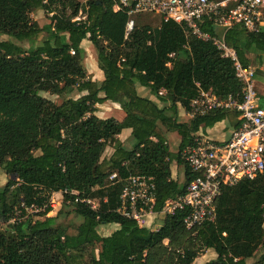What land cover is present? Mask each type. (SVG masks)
I'll list each match as a JSON object with an SVG mask.
<instances>
[{
	"label": "trees",
	"instance_id": "obj_1",
	"mask_svg": "<svg viewBox=\"0 0 264 264\" xmlns=\"http://www.w3.org/2000/svg\"><path fill=\"white\" fill-rule=\"evenodd\" d=\"M115 5V0L85 6L78 0H0V168L10 176L0 184V264H81L85 252L88 264H194L203 250L217 254L206 264H264V176L225 186L216 221L197 231L186 229L183 211L165 218L157 231L115 211L124 184L120 179L132 174L155 177L156 210L184 194L196 175L180 151L194 143L201 129L226 119L235 122L238 113L216 110L180 122L179 107L189 108L198 83L222 97L243 87L230 59L174 21L160 17L161 25L152 28L138 25V14L126 38L130 16L116 12ZM39 9L52 14L51 23L42 27L32 18ZM80 11L86 19L73 21ZM203 29L221 34L209 22ZM225 38L245 66L250 65L247 52L264 51V28L254 33L237 25ZM84 40L96 49L105 73L101 82L85 66ZM256 77L264 83V71ZM138 86L169 100L170 108L141 96ZM106 101L121 103L125 118L100 117L99 105ZM128 128L131 148L119 139ZM167 132L181 137L176 154ZM108 146L115 151L104 158ZM174 161L185 165L183 183L173 176ZM113 173L118 182L110 180ZM66 189L79 192L78 202L70 194L64 201L80 224L60 222L62 211L47 216L51 207L39 219L30 215L11 222L23 202L42 205L51 192ZM84 199L98 200V209ZM109 225L116 227L101 234L99 228Z\"/></svg>",
	"mask_w": 264,
	"mask_h": 264
},
{
	"label": "built area",
	"instance_id": "obj_2",
	"mask_svg": "<svg viewBox=\"0 0 264 264\" xmlns=\"http://www.w3.org/2000/svg\"><path fill=\"white\" fill-rule=\"evenodd\" d=\"M85 6L92 0H78ZM114 10H124L130 16L126 25V38L136 27L135 15L150 13L159 15L163 21H174L183 25L186 31L203 41H211L223 58L233 62L236 77L242 83V91L238 94L219 96L212 89L206 90L198 83L199 91L194 97L186 115L189 120L203 117L216 110L235 111L240 126L234 128L230 138L217 141L209 138L203 132L196 134L194 143L180 151L181 160L188 165L196 178L189 184L187 191L176 198L168 199L160 210H156L158 189L154 176L132 174L120 179L118 173H113L110 180L123 181V189L115 211L122 217L135 220L141 227L153 231L154 220L185 213L183 223L187 230L197 229L207 222L217 219L218 200L225 186H235L243 180H255L264 176V106L260 104V92L257 86L256 70L245 66L237 51L228 45L225 34L237 25H242L247 31L258 33L264 28V0H115ZM83 11L73 21L85 20ZM211 23L219 30L220 35H212L203 29L205 23ZM74 53V51H73ZM175 57V53L170 54ZM171 67L172 63L168 62ZM75 195L76 190H61L51 192L42 205L26 203L16 209L11 222L28 218L32 213H43L49 207H56L55 198ZM92 209H98L94 200L84 199ZM23 209L25 216L22 215ZM149 217H153L151 225ZM168 244V241H166Z\"/></svg>",
	"mask_w": 264,
	"mask_h": 264
},
{
	"label": "rangeland",
	"instance_id": "obj_3",
	"mask_svg": "<svg viewBox=\"0 0 264 264\" xmlns=\"http://www.w3.org/2000/svg\"><path fill=\"white\" fill-rule=\"evenodd\" d=\"M217 1H221V0H217ZM31 16L42 27L51 23V21H52V18H51L52 14H48L47 12H45L42 9L34 11ZM136 16L137 15L134 16L135 21H136ZM137 22H138V25H150L152 28H157L161 25L160 16L159 17L157 15L153 16L150 13H144L141 16L137 17ZM218 32H219V30H218ZM45 36H46V33L40 37V39L38 40V43H40ZM2 38L7 39V37H2ZM25 45L28 46L29 43H26ZM89 45H91V42L90 43L86 42V47ZM85 51H86V49H85ZM87 56H88V53L86 51V57ZM89 56H91L90 53H89ZM86 57H85V59H86ZM93 58L95 59L96 56ZM84 63H85V60H84ZM89 64L90 63L86 62L85 66H87L89 68V66H90ZM88 68H87V70H88ZM45 96L51 97L52 99H54L58 103L61 102V99L58 98L57 96H51L48 93L45 94ZM74 96L78 97L79 95H77L75 93ZM100 112L98 113V115L105 116V117H107V116L112 117V115H114L113 114V108L110 107L109 105H101L100 106ZM106 112L108 114H105ZM186 120H187V118H185L182 115H179V121L180 122H185ZM227 122L229 123V121H227ZM166 136H167V142L170 146L171 151L175 154L178 153L179 145H180V141H181L178 133L177 132H167ZM125 144L129 148L132 147L131 142H128ZM172 166H173L172 167L173 168V170H172L173 176L177 179V181H179V183H183L185 181V170H186L185 165H180L177 163V161H174ZM9 178H10V176L5 174L2 171V169L0 168V184L5 185L8 182ZM55 200H56L55 201L56 207L53 209V211L48 216H56L59 212L62 211V214L60 215V218H59L60 222L65 223V224L72 223L75 225H78L82 222V219L80 217L76 216L72 212L73 206L70 205L69 202L62 201L61 196H56ZM94 201L98 205L99 201L98 200H94ZM32 215H33L34 219L40 218L38 213H32L31 216ZM149 219H153V217H149ZM155 223L157 225L161 226L164 223V219L162 217L161 218L157 217L156 220H154V224L152 225V228L156 227ZM115 227H116V225L101 226L99 228V231L101 234L107 235V234H110L115 229ZM212 253H213L212 250H203L201 253V256L195 260L194 264H205L207 261L215 259L217 257V254H214V253L212 254ZM84 254H85L84 258H83V260L80 261V263L81 264H88L89 259H90L89 254L87 252H85Z\"/></svg>",
	"mask_w": 264,
	"mask_h": 264
},
{
	"label": "crops",
	"instance_id": "obj_4",
	"mask_svg": "<svg viewBox=\"0 0 264 264\" xmlns=\"http://www.w3.org/2000/svg\"><path fill=\"white\" fill-rule=\"evenodd\" d=\"M221 1H224V0H221ZM86 42L90 43V41L89 40H84L82 42V47L85 48L87 53H88V56L85 59V64H86V62L90 63L89 64L90 65L89 68L87 66L86 67L88 68L89 74L93 77V80L101 82V81H103L105 79V73H104V71L102 69H100V67L98 65V55H97V52H96V49H95L94 45L91 43V45L86 47ZM89 53L91 54V56H89ZM95 56H96V58L94 59L93 57H95ZM246 56H247V58L250 61V66L255 68L256 73L259 70L264 71V51L263 52H261V51H258V52H247ZM257 86H258V90L260 92V104H261L262 97H264V83L261 81L260 77L257 78ZM137 89H138V92H139V94L141 96L148 97V98L152 99L154 102H156L159 105L160 108H166V109L170 108L171 102L169 100L165 99V98L157 97L151 91V89H149L147 87H144V86H138ZM161 95L163 97H165L166 91L162 90L161 91ZM101 105H109L110 107H112L113 108V114H114V115H112V117H114V118H116L118 120H123L125 118V116H126L124 110L122 109V105L119 102L106 101L103 104L99 105V112H100V106ZM105 114H108V113L106 112ZM179 115H182L185 118H187V120H189L187 115H186V109L183 108L182 106L179 107ZM99 116L102 117V118L111 117V116L105 117V116H101V115H99ZM227 121H229V123ZM236 122H238V120L233 122L230 119H226V120H224L222 122L216 123L213 127H210V128H207V129H203V130L201 129L200 132H203L205 135H207L211 139H214V140H217V141H225V140L230 138L232 130L234 128H236V126H235ZM179 137H180V135H179ZM119 139L122 142H125V143H128V142L133 143L132 129L131 128L125 129L119 135ZM180 139H181V137H180ZM114 151H115L114 147L108 146V148L105 151L104 158H109L114 153ZM152 222H153V219H149L148 220V224L149 225H151ZM213 253L216 254L214 251H213Z\"/></svg>",
	"mask_w": 264,
	"mask_h": 264
},
{
	"label": "water",
	"instance_id": "obj_5",
	"mask_svg": "<svg viewBox=\"0 0 264 264\" xmlns=\"http://www.w3.org/2000/svg\"><path fill=\"white\" fill-rule=\"evenodd\" d=\"M98 2H100V1H98Z\"/></svg>",
	"mask_w": 264,
	"mask_h": 264
}]
</instances>
